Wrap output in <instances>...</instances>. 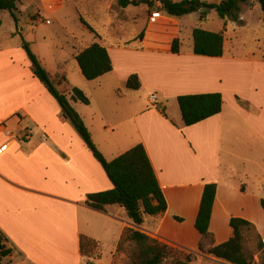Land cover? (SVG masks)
<instances>
[{
    "label": "crops",
    "instance_id": "1",
    "mask_svg": "<svg viewBox=\"0 0 264 264\" xmlns=\"http://www.w3.org/2000/svg\"><path fill=\"white\" fill-rule=\"evenodd\" d=\"M69 1L72 0H41V8L54 14L63 10ZM80 2L95 14L94 17H99L102 10L109 17L108 26L113 25L110 9L115 0ZM257 4L251 2L242 6L237 20H221V26L209 19L211 14L201 19L200 13H193L198 24L192 27L187 26L184 17L171 18L162 11L156 22H149L150 16L141 18L146 25L141 32L143 39L139 40L141 33L134 35L133 40L117 35L112 45H102L109 52L113 71L88 81L95 85L100 103L112 102L116 106L123 102L126 109L105 121V112L97 105L93 116L100 119L99 124L94 119L89 124L81 117L99 151L103 156L104 152L111 155L107 160L112 161L142 144L163 190L167 213L151 229H145L146 234L196 257L200 255L197 252L203 239L195 229V221L206 184L217 185L210 231L217 224L229 225L231 218L253 222L248 215L251 206L245 202L246 184L234 183V175L226 176L229 167L223 154L225 146L235 143L236 139L251 138L253 134L264 136V107L239 94H234L228 105L221 78L227 75L223 73L225 68L253 66L264 69V51L257 53L258 57L253 51L249 54L239 52L241 48L246 51L245 41L250 33H254L255 41H264V14ZM149 10L146 6L145 12ZM40 14L38 12L32 20L35 25L42 21ZM208 23L209 27H205ZM198 27L214 33L223 32L222 57L197 56L193 48L185 52L182 46L180 54L172 53L173 42L177 39L182 42L184 31L190 41V35L193 37ZM2 30L1 26L0 232L8 239L14 254L4 263L112 264L124 230L142 229L128 220L123 208L108 206L105 211H97L86 204L89 195L112 190L113 184L83 142L66 139V129L70 126L65 122L56 125L59 117L64 118L60 105L34 76L22 45L5 43ZM20 34L21 31L15 30L7 38L14 39ZM93 34L104 42V36L96 29ZM84 44L80 50L74 48L70 57L76 60L80 52L94 43L85 41ZM58 66L56 74L48 72L51 77L55 80L65 78L62 80L69 88H76L70 86L64 61L60 60ZM133 74H138L142 82L139 91L126 86ZM210 93L222 94L223 110L199 124L186 127L180 109L175 107L173 114L170 111V102L178 104L179 96ZM144 94L145 103H142L141 95ZM152 95L157 96L156 104L151 103ZM237 98L257 111L245 109ZM89 100L92 106L94 101ZM79 103L72 102V106ZM45 104L51 108L53 117L44 111ZM161 110H165L167 118ZM94 132L100 134L103 149L95 142ZM236 212L247 215H236ZM189 214L192 215L191 228L182 234L183 239L163 237L168 224L184 226ZM229 229L231 237L230 226ZM211 233L216 245L223 244ZM82 238L97 244V250L90 257L81 253ZM185 242H193L192 249H186ZM105 248L111 250L107 261L103 255Z\"/></svg>",
    "mask_w": 264,
    "mask_h": 264
},
{
    "label": "trees",
    "instance_id": "2",
    "mask_svg": "<svg viewBox=\"0 0 264 264\" xmlns=\"http://www.w3.org/2000/svg\"><path fill=\"white\" fill-rule=\"evenodd\" d=\"M157 2L160 3V10L172 18L200 13L203 19L209 11H215L222 20L227 18L237 20L241 7L251 2H258L264 14V0H222L220 4H210L202 0H115L114 6L125 10L129 7L146 5L149 9H153ZM21 3L22 0H0V12L10 13L17 23L16 15L20 13ZM202 9H207L208 12H202ZM1 26L0 21V28ZM143 37L144 33H141L139 40ZM22 48L32 64L34 76L60 105L63 114L82 136L86 146L113 184L112 190L89 195L86 204L97 211H105L108 206L123 208L128 220L138 228H144L148 220L157 222L163 218L168 209L167 201L145 147L139 144L108 162L93 142L83 119L72 106V102L90 105L89 98L78 88L61 92L57 88L58 80L51 77L40 60L32 53L30 44L22 40ZM180 48L181 42L177 39L173 42L172 53L180 54ZM193 53L210 58L222 57L224 54L223 32L214 33L200 27L194 29ZM76 61L84 78L90 82L113 71L108 50L98 43L80 52ZM126 86L129 90L139 91L142 88L139 75H131ZM237 101L245 109L254 111L248 102H243L239 98ZM177 102L186 127L194 126L220 114L224 105L221 93L183 95L177 98ZM161 113L167 118L165 110H161ZM216 196L217 185L206 184L195 221V229L203 239V243L199 244V252L226 264H254L255 256L258 255L259 264H264V240L258 234L254 251H246L244 247V232L256 233L255 225L245 219L231 218L230 239L216 245L215 237L210 232ZM260 205L264 212V199H261ZM8 243L6 236L0 232V264H5V260L13 255V249L8 246ZM80 247L82 255L86 257H90L97 250V244L87 238L81 239ZM117 253L126 254L125 264H192L196 259L193 254L171 247L140 230L131 228L124 230Z\"/></svg>",
    "mask_w": 264,
    "mask_h": 264
},
{
    "label": "rangeland",
    "instance_id": "3",
    "mask_svg": "<svg viewBox=\"0 0 264 264\" xmlns=\"http://www.w3.org/2000/svg\"><path fill=\"white\" fill-rule=\"evenodd\" d=\"M202 1L215 4H220L222 2V0ZM41 6V0H22V3L19 5L20 13H17L16 15L18 18L17 23L10 13L0 12V21L2 22L3 29L2 38L4 39V42L11 44H16L15 42H18L19 46L22 45V40L29 43L32 53L40 60L43 66L52 75L59 72L58 65L60 60L64 61L65 72L70 76V86L80 89L89 99L91 98L94 101L92 106L81 103H79L77 106L73 105L74 108L76 107L75 109L77 113L82 118L84 117L87 123H92V119H94L98 124L100 123V119L96 116H93L95 110H97V105H99V107L104 110L106 115L104 116L105 121L110 120L112 115L116 117L117 114H122L126 110L124 108L125 105L123 102H119V104L115 106V104L112 102L100 103L98 101L96 98L97 92L95 85L86 81L79 69L77 61L70 57V55L74 48L78 50L82 49L84 45H86L84 44L85 41L90 43H98L100 45H112L115 42L117 38L115 36L117 35H120L124 39H135L134 35H137L138 33L140 34L145 30L146 27L145 22L141 20V18L146 19L147 17L149 18V16L151 17L152 13L160 12V6L156 4L153 9H150L149 12L146 13L145 5L125 10L113 5L110 9L111 16L113 18V25L111 27L108 26L109 17H107V15L102 10L99 17H94L95 14L92 15L90 9L85 8L80 0L69 1L63 10L54 14L49 11L42 10ZM99 6H101V4ZM257 8H260L259 4H257ZM38 12L41 13L40 17L42 21L39 25H35L32 20L36 18L35 16ZM209 14H211L209 19L221 26L222 19L219 18L217 13L215 11H209L208 15ZM255 14L256 11L253 13V15L255 16ZM184 18L185 19L183 20L187 22L188 27L198 24L196 20V14H190L189 16H184ZM211 21L210 25H213ZM254 21H257V19H254ZM134 22H136V24H134ZM208 25L209 23L205 25V27H209ZM95 29L104 36V42L95 37L93 34ZM15 30L21 31V36L18 35L19 37L14 39L7 38V36ZM247 36L248 37L245 41L246 51H243L241 48L239 50L240 53L249 54L253 51V53L257 54L264 51V41H255L254 33H250ZM190 37L191 38L189 41L188 33L184 31L183 41L180 42L182 49L185 50V52H188L193 48V37L192 35H190ZM240 42H243V40ZM259 45L263 50L259 48ZM259 55L257 54V57ZM223 73H227V75L221 78V80L223 82L222 90L227 98L226 103L228 105L231 104L234 94H239L244 99L247 98L249 102H256L257 104L261 105L262 108L264 107V69H256L253 66H245L241 68L236 67L231 70H226L225 68ZM58 81L57 88L61 92H67L70 90L69 85L65 84L62 79ZM145 98V94L141 95L142 103H145ZM12 104L14 107V100ZM175 107L179 110L177 103L170 102V111L172 114ZM25 109L28 110L29 108ZM44 111L46 114L48 113L50 117L54 116L51 108L46 104L44 105ZM63 116L64 118L59 117V121H57L56 118L55 120L56 125L67 123L70 126V129H66V139L81 141L85 144L82 136L78 133L72 122L69 119L66 120L67 117L65 115ZM94 135L95 142L100 145L101 149H103L102 142L99 137L100 134L94 132ZM104 153L106 155H104L106 160L111 159V155L106 154V152ZM91 154L92 157L95 158L92 152ZM223 158L229 167L226 176L227 174L234 175V183L238 184L240 181H242L246 184L245 202L251 206L252 211H250V214L248 215L253 219L252 223L255 225L256 233L244 232V247L246 251H254L257 242V234L264 240V212L258 202L260 199H264V136L253 134L251 138L246 137L244 140L236 139L235 143H231L228 145V147L225 146ZM107 161L110 162V160ZM259 214L261 215L259 216ZM236 215L247 214L236 212ZM191 217L192 215L189 214L188 218L185 219L184 226L179 225L178 223L177 225L174 224L173 226L168 224L165 228L163 237L168 239L175 238L176 240L183 239L184 237L182 234L184 232L188 233L191 228ZM155 223L156 222L154 220H148L144 228H141L142 232L146 233L145 229H151ZM224 226L225 225H223V223L221 226L217 224L211 229V231L215 233L217 240L221 243H225V241H228L230 237L229 225H226L225 227ZM185 243L186 246L184 247H186V249H192L193 242ZM179 250L184 251L183 249ZM194 250L196 251V248ZM110 252V249H104V260L107 261V258L110 256ZM197 254L200 255L199 257L194 255L196 259L193 260L192 264H226L218 260H213L211 257L202 259L200 257L202 254L199 252H197ZM126 260V254L117 253L113 257L112 264H125ZM254 264H259L258 255L255 256Z\"/></svg>",
    "mask_w": 264,
    "mask_h": 264
},
{
    "label": "built area",
    "instance_id": "4",
    "mask_svg": "<svg viewBox=\"0 0 264 264\" xmlns=\"http://www.w3.org/2000/svg\"><path fill=\"white\" fill-rule=\"evenodd\" d=\"M160 17H161V13L160 12H154V13H152V15L150 17V22H156L158 19H160ZM150 100H151L152 104H156L157 103V96L152 95Z\"/></svg>",
    "mask_w": 264,
    "mask_h": 264
},
{
    "label": "water",
    "instance_id": "5",
    "mask_svg": "<svg viewBox=\"0 0 264 264\" xmlns=\"http://www.w3.org/2000/svg\"><path fill=\"white\" fill-rule=\"evenodd\" d=\"M201 11H202V12H208V10H207V9H202Z\"/></svg>",
    "mask_w": 264,
    "mask_h": 264
}]
</instances>
